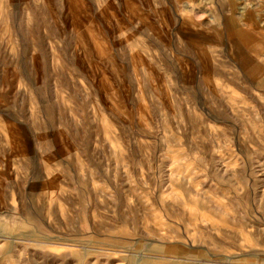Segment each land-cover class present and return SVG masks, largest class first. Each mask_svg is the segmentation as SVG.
Masks as SVG:
<instances>
[{
  "label": "rangeland",
  "instance_id": "1",
  "mask_svg": "<svg viewBox=\"0 0 264 264\" xmlns=\"http://www.w3.org/2000/svg\"><path fill=\"white\" fill-rule=\"evenodd\" d=\"M0 264H264V0H0Z\"/></svg>",
  "mask_w": 264,
  "mask_h": 264
}]
</instances>
